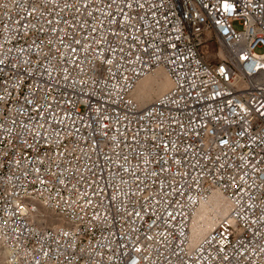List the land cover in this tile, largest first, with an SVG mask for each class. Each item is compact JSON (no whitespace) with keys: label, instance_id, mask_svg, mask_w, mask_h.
Returning a JSON list of instances; mask_svg holds the SVG:
<instances>
[{"label":"built area","instance_id":"obj_1","mask_svg":"<svg viewBox=\"0 0 264 264\" xmlns=\"http://www.w3.org/2000/svg\"><path fill=\"white\" fill-rule=\"evenodd\" d=\"M35 2L0 0V59L24 82L10 109L0 102L6 264H122L137 240L151 264H264V222L247 207L264 181V153L250 148L264 122V0ZM158 70L171 88L142 106L132 93ZM215 191L232 223L195 247L191 219Z\"/></svg>","mask_w":264,"mask_h":264},{"label":"snow or ice","instance_id":"obj_2","mask_svg":"<svg viewBox=\"0 0 264 264\" xmlns=\"http://www.w3.org/2000/svg\"><path fill=\"white\" fill-rule=\"evenodd\" d=\"M51 2H52V0H44L43 4H41L39 2H35V3L32 4V11L36 12L38 9H40L41 7H45L47 4H49ZM125 3H126V6L128 8H132L133 7V4H132V2H130V0H125ZM56 7H59V5L57 4ZM64 7L65 8L75 7V5L65 4ZM108 7L111 8L112 5L109 4ZM140 7H143V5H140ZM223 7H224L225 11H229L231 9V5H229L228 3H225L223 5ZM76 10H77V12H79V8H76ZM40 15L43 16V13H41ZM89 15H91V13H89ZM45 23H49L50 24L51 21L48 20V21H45ZM37 31L40 32V33H43L45 31L43 25H39L37 27ZM51 31L52 32H57V29L53 28V29H51ZM91 31L93 33L96 32V28H92ZM111 35L113 37H117L118 33L112 32ZM95 42L97 44L102 43V42L103 43H108L109 48H111L110 41L106 40V38L103 37V36H101L100 39L96 40ZM33 43L35 44V47L37 49V57H39L40 55H42V53L40 52V49L42 48V46L44 44V41L40 40L39 43H35V41H33ZM60 43H63V39L60 40ZM75 43L76 44H80L81 41L79 39H76ZM48 44L51 45L52 41L49 40ZM85 46L87 47V45H85ZM73 51H75V49H73ZM112 51H115V49L113 48ZM121 51H122V49H121ZM241 59H245V57H241ZM105 61L109 65H111L113 63V61L111 59H108L107 57H105ZM6 69H8V70L6 71ZM17 69H18V64H11L9 66L5 59H0V102H2L4 105H6L9 109L12 106L10 101H12L14 99L13 92L18 93L19 95H23L22 90H23V87H24V82H23V78L18 74L17 71H15ZM220 71L223 72L224 69L221 68ZM13 80H14V82H13ZM144 87H145L144 85L140 86L141 89H144ZM29 95H34V93L29 92ZM18 102L19 101L17 99V103ZM24 103L30 105V104L33 103V100H30V99H28L27 96H24ZM161 103H163V101H161ZM241 110L243 111V106L242 105H241ZM18 111H20V110L18 109ZM257 111H259V110H257ZM260 115L262 117H264V112H261ZM21 127L23 128L24 126L21 125ZM242 134L243 133H241V135ZM37 135H39V133H37ZM15 138L19 139L18 136L15 137ZM0 143H3V141H0ZM23 143L25 144V146H30V145H27L26 141L23 142ZM227 143H228V141H226V140H222L221 141V144H227ZM9 144H11V140H9ZM172 147H173V149H175V145H172ZM256 147L260 148V153H264V122H262V126L260 127V129L256 133V135L252 137V143L250 145V148L251 149H255ZM260 153H258V155ZM64 154H65L64 152H58L57 153L58 156H61V155H64ZM0 155L7 156L8 153H7V151H4V152L0 153ZM217 159H219V157H217ZM261 159L264 160V156H262ZM15 163L19 164L20 161L16 160ZM174 163L180 164L181 161L176 160V161H174ZM224 167H225L224 165H221V168H224ZM35 171L38 173L39 169H36ZM125 171H127V169H125ZM253 171H255V169H253ZM25 175H27V173ZM185 175H187V174H185ZM201 175H203V173H201ZM197 179L198 178H194L193 182L195 183ZM239 180L243 181L244 180V176H239ZM58 182L63 184L64 180L63 179H59ZM40 183L44 184L45 182L43 180H41ZM227 186L231 187L233 189H236V188L239 187V185L237 184V175L230 176L229 184ZM249 187L255 188V185L247 186V187L241 188L240 190L242 192H244L245 194H248ZM6 194H9V193L6 192ZM248 198L251 201V203H249L247 207L250 210V212L253 213V218L251 220V223H257V218L254 215L257 210L259 211V220L261 222H264V181L261 182V184H260V186L258 188V194H257V192H252L248 196ZM89 203H90V201H89ZM46 204H47V202L45 201V205ZM16 209L22 215L25 214L26 211L28 210L22 204H17L16 205ZM30 210L31 211H35L36 209H35V207H32ZM136 215L139 216L140 214L137 213ZM168 216L170 218H172V213H168ZM238 216H239V222H244V223L247 222V218L246 217H244L242 215H239V214H238ZM97 219L98 218L95 215L91 218L92 221H96ZM225 222H222V223H225ZM239 226H242V224H240ZM63 235L65 237H67L69 235V233L68 232H63ZM182 235H183V233H182ZM210 235H211V231L210 230L207 233L203 234V242L204 243H211ZM257 235H258V233H257ZM200 237H201V231H196L194 233L193 237H192L193 241H195V244H194L195 247H200L201 246ZM147 239L148 240H152L153 237L149 236V237H147ZM165 242H167V237H165ZM184 242L187 243V240H185ZM223 242L224 241L222 239L221 243H223ZM262 250H264V249H262ZM146 251L147 250H144V249L141 248L139 240H137V242L133 245V252L136 255L133 256L132 252L126 253L125 255L127 256V259H125L122 262V264H151L150 257H149V255L146 254ZM45 255H47V253ZM223 259L225 261H227L228 257L225 256ZM38 264H39V262H38ZM180 264H185V262L183 260H181ZM229 264H230V262H229Z\"/></svg>","mask_w":264,"mask_h":264},{"label":"bare ground","instance_id":"obj_3","mask_svg":"<svg viewBox=\"0 0 264 264\" xmlns=\"http://www.w3.org/2000/svg\"><path fill=\"white\" fill-rule=\"evenodd\" d=\"M141 85L145 86L144 89L140 88ZM170 88L171 83L166 73L163 70H158L152 75H149L141 80L133 91L132 96L140 105H142L141 102H143V100L147 101L143 103L151 104L155 99L164 94ZM151 92L157 93V97L154 100L150 97ZM230 210V204L226 198L217 191L213 192L204 203L200 204L191 219L190 237L192 244H195L192 237L196 231H201V240L203 238V234L207 233L209 230L211 232L215 230L221 220L226 219L232 223L229 215ZM0 254L1 256L3 255L5 261V254L1 249Z\"/></svg>","mask_w":264,"mask_h":264},{"label":"rangeland","instance_id":"obj_4","mask_svg":"<svg viewBox=\"0 0 264 264\" xmlns=\"http://www.w3.org/2000/svg\"><path fill=\"white\" fill-rule=\"evenodd\" d=\"M258 52H260V51L258 50ZM150 97L154 100L157 97V93L156 92H151V96ZM143 102H147V101L143 100ZM143 102H141V104L143 106H146L147 104H150V103H143ZM0 256H1V254H0ZM0 264H6L5 261H4L3 255L0 257Z\"/></svg>","mask_w":264,"mask_h":264}]
</instances>
